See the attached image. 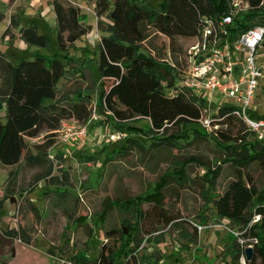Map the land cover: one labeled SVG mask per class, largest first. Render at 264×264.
<instances>
[{"label":"rangeland","instance_id":"obj_1","mask_svg":"<svg viewBox=\"0 0 264 264\" xmlns=\"http://www.w3.org/2000/svg\"><path fill=\"white\" fill-rule=\"evenodd\" d=\"M62 1L74 6L79 3L95 14L94 0ZM161 1L145 0L152 8ZM17 2L13 10L17 19L13 17L5 33H10L17 22L21 28L33 25L38 34L46 36V46H26L18 34L9 41L2 34L6 22L0 21V52L13 63L35 55L56 57L65 64L67 61L70 71L66 74L67 80L63 77L57 84V98H63L62 104H65L70 98L89 94L92 101L88 105L89 118L95 114L97 119L88 125L83 141L66 145L57 134V140H53L46 151L48 161L42 167L27 166L25 158L36 154L37 147L45 142V134L25 139L27 148L19 164L0 166V264H61L62 261L73 262V256L80 251L94 261L101 244L111 246L115 242L106 237V231L122 225L123 217L135 222L134 217L130 218L134 206L124 209L117 204L154 191L153 199L162 197L163 213L176 218V223L166 224L160 209L141 205L145 217L140 221L138 253L150 261L145 264L230 263V243L239 242L228 231L233 227L215 215L210 202L212 196L221 194L225 188L227 165L220 164L226 157L225 152L210 137L205 139L190 132L184 136L176 126L148 135L141 128L146 124L144 119L110 120L99 113V90L108 89L111 83L103 79L99 82L102 33L96 29L92 15L83 13L81 19L89 30L73 47L63 51L56 40L51 0ZM149 33L141 44L142 49L159 63L170 66L169 40L152 30ZM190 41L177 39L178 52L184 55ZM257 64L261 67L262 77L248 114L253 118H264V45L257 50ZM79 72L83 74L79 76ZM3 114L4 110H1L0 116ZM203 133L208 134L207 131ZM119 134L120 139L114 141L111 138ZM169 135H173L176 147L153 144L152 137ZM252 138L249 141L253 142ZM253 151L251 147L246 153L249 155ZM190 158L193 159L188 163ZM218 167L221 168L216 186L208 188L204 182L206 170L214 171ZM161 183L163 185L159 187ZM257 185L261 186L260 180ZM102 213L105 214L103 218ZM194 224L205 226V229L198 230ZM6 229L15 230L17 236L6 237ZM20 235L29 238L30 242ZM11 246L13 256H10ZM238 264L246 263L240 257Z\"/></svg>","mask_w":264,"mask_h":264},{"label":"trees","instance_id":"obj_2","mask_svg":"<svg viewBox=\"0 0 264 264\" xmlns=\"http://www.w3.org/2000/svg\"><path fill=\"white\" fill-rule=\"evenodd\" d=\"M94 1L97 29L102 34L108 33L100 37L99 82L103 79L111 83L108 89L99 90L98 112L110 120H147L141 128L148 135L153 131L165 132L169 126H176L184 136L190 132L214 140L226 155L220 164L227 165L225 188L210 200L214 213L218 218L227 220L233 228L239 229L247 227L254 216H260L258 223L248 229L247 235L257 242L251 259H245V263L264 264V141L254 138L253 142L249 141L252 133L246 125L223 111L219 113L220 120L213 123L219 127L208 134L203 133L205 130L199 124L202 99L184 91L169 96L162 85L163 81L171 85L172 71L182 68L184 63V55L178 52L177 39L194 38L199 29L200 16L227 13L229 0H162L155 8L149 7L145 0ZM249 2L248 13L242 14L236 22L241 31L264 22V0ZM51 6L55 14L58 48L65 51L87 33L89 26L82 22L79 7L62 0H52ZM149 30L169 40L170 66L159 63L153 55L142 49L141 44L149 37ZM20 35L27 46H46V36L38 34L33 25L22 28ZM66 72L63 61L56 57L35 55L13 63L0 55V111L4 110V118L0 119V166L19 164L27 148L25 139L45 134V142L37 147L36 154L25 158L27 166L42 167L48 161L46 151L52 146L61 123L69 119L80 124L88 121V105L92 102L89 94L70 98L65 104H62L63 98H57V84ZM152 138L156 146L166 144L176 147L173 135ZM251 147L255 151L247 155L246 151L249 153ZM220 168L206 170L204 182L209 185L208 188L216 186ZM259 180L260 187L257 185ZM6 191L10 193L9 188ZM154 192L118 203L117 206L124 209L134 206L130 218L134 217L135 222L123 217L122 225L105 233L108 239L115 241L111 246L108 243L101 244L94 261L84 251L77 252L73 256V264L149 263L146 257L138 253L141 243L140 221L145 217L141 205L148 204L160 209V216H163L162 220L166 224L176 223V218L163 213L162 197L153 199ZM104 215L102 213L101 218ZM4 233L9 238L17 236V232L11 229L4 230ZM19 237L30 242L24 235ZM229 249L231 261L228 264H238L244 253L243 248L232 241ZM10 256H13L12 246Z\"/></svg>","mask_w":264,"mask_h":264},{"label":"built area","instance_id":"obj_3","mask_svg":"<svg viewBox=\"0 0 264 264\" xmlns=\"http://www.w3.org/2000/svg\"><path fill=\"white\" fill-rule=\"evenodd\" d=\"M228 7L227 13L200 16L197 35L191 39L184 53L182 68L172 71L171 85L167 81L162 85L169 96L184 91L202 99L199 124L205 131L212 132L219 127L213 123L220 120L218 116L223 111L244 123L255 140L264 141V118H253L248 114L262 77L261 67L257 64V50L264 45V22L241 31L236 22L242 14L248 13L249 0H229ZM96 119L94 114L84 124L74 119L64 120L55 135L59 134V140L66 145L83 141L88 125ZM111 138L115 141L121 136L112 135ZM54 140H57L56 136ZM259 220L260 216L256 215L247 227L228 230L243 250L253 249L256 244L257 240L247 234ZM194 226L198 230L205 229V226ZM241 258L245 262L244 253ZM61 264L73 262L62 261Z\"/></svg>","mask_w":264,"mask_h":264},{"label":"crops","instance_id":"obj_4","mask_svg":"<svg viewBox=\"0 0 264 264\" xmlns=\"http://www.w3.org/2000/svg\"><path fill=\"white\" fill-rule=\"evenodd\" d=\"M18 0H0V16H1V19H0V21H3V22H6V24H3V26L4 27H2L4 30L2 31V34L3 35H5L4 37H8V39H9V41L11 40V39H14V37H16V34H18V36H20V38H21V35H20V30L22 29V28H26V27H20L19 26V24H18V22H17V24H16V26L14 25V29L10 32V33H5L6 31H7V29L10 27V25L12 24V19H13V17L14 18H16L17 19V17L13 14V10L14 9H16V6H17V2ZM52 1V0H51ZM66 1H68V2H70V3H72L71 2V0H66ZM84 1H87V0H84ZM32 3V2H31ZM94 4V1L92 2V5ZM75 5L77 6V7H79L80 8V12H81V16H83V13H89V14H91L92 16V18H93V20L95 21V24H97V18L95 17V14L92 12L91 13V10L88 8V7H85V8H82V5L81 4H79V3H75ZM52 7V6H51ZM52 10H53V8H52ZM84 11V12H83ZM85 15V14H84ZM84 24H85V21H82ZM0 23H2V22H0ZM54 28H55V14H54ZM90 28V27H89ZM96 29H97V25H96ZM55 30V29H54ZM98 30V29H97ZM99 31V30H98ZM100 32V31H99ZM103 35V34H102ZM17 38V37H16ZM10 43V42H9ZM25 43V42H24ZM75 44V43H74ZM25 45L27 46V44L25 43ZM74 46V45H73ZM72 46V47H73ZM70 49V48H69ZM68 51V50H67ZM0 54H2L5 58H6V60H8L9 58L6 56V54L5 53H1L0 52ZM71 61H74V62H76L75 60H73V59H70ZM63 61V60H62ZM64 63V65H65V69H66V71L68 72V71H70V66L68 65V63H67V61H66V64H65V62H63ZM78 63V62H77ZM78 64H80V63H78ZM75 66V65H74ZM67 72L65 73V80H67V77H66V74H67ZM80 74V75H79ZM83 73H78V75L79 76H81ZM77 75V74H76ZM91 76V75H90ZM92 78V77H91ZM61 80V79H60ZM3 118H4V114H3V116L1 117L0 116V119L1 120H3ZM147 121V120H146ZM6 168V167H5ZM29 199V198H28ZM30 201V200H29ZM30 202H32V201H30ZM34 203V202H33ZM32 203V204H33ZM35 204V203H34ZM34 204H33V206H34ZM36 205V204H35ZM37 206V205H36ZM207 222V221H206ZM16 241H18V240H16ZM15 241V242H16ZM13 245V244H12ZM211 262V261H210ZM202 262L201 261H198V264H201Z\"/></svg>","mask_w":264,"mask_h":264},{"label":"water","instance_id":"obj_5","mask_svg":"<svg viewBox=\"0 0 264 264\" xmlns=\"http://www.w3.org/2000/svg\"><path fill=\"white\" fill-rule=\"evenodd\" d=\"M245 259L250 260L253 255V249L251 247H248L244 250Z\"/></svg>","mask_w":264,"mask_h":264}]
</instances>
